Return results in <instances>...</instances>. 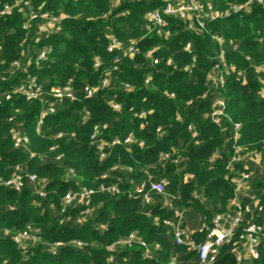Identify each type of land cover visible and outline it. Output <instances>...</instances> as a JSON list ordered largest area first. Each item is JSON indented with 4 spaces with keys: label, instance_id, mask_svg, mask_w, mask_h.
I'll use <instances>...</instances> for the list:
<instances>
[{
    "label": "trees",
    "instance_id": "obj_1",
    "mask_svg": "<svg viewBox=\"0 0 264 264\" xmlns=\"http://www.w3.org/2000/svg\"><path fill=\"white\" fill-rule=\"evenodd\" d=\"M200 1L223 10L245 0ZM5 4L11 9L0 16V179H9L17 166L22 175L44 178L46 195L39 197L26 179L19 191L0 185V264H167L170 258L176 264H198L194 251L174 244L163 221L174 220L173 209H178L184 210L183 224L190 229L207 224L226 209L233 180L241 172L251 173L246 194L262 207L247 219L264 222V97L258 93L264 89V8L254 5L249 13L208 23L202 32L188 31L181 20L165 17L169 35L164 36L149 30L144 20L147 11L161 8L160 0H122L116 6L108 0H0V9ZM31 13L38 18L28 20ZM43 13L67 17L56 32L40 33ZM110 37L123 44L133 40L138 49L132 57H121L116 70L113 59L120 54L106 50ZM220 49L226 66L234 69L223 76V83L215 80L214 70ZM43 50L45 57L37 60ZM150 50L151 58L145 57ZM96 56L101 62L97 69ZM259 66L262 71L257 72ZM30 77L44 92L71 80L76 100L56 102L54 113L44 115L38 125L41 102L13 93ZM104 78L105 87L84 97L85 86H97ZM215 98L225 104L218 124L207 116ZM234 124L239 125L237 140ZM95 125L106 126V141H121L107 149L104 159L90 143ZM12 128L27 138L18 148L10 138ZM128 136L133 142L123 143ZM235 146L242 153L259 152V161L245 159L227 169ZM160 153L178 162L161 161ZM148 175L167 180L173 209L163 206L164 197L158 194H151L148 204L128 197ZM101 184L115 185L118 193L93 194L85 216L83 206L61 212L66 193ZM28 226L39 231V238L24 243L23 249L16 247L12 237ZM130 233L146 243L151 258H143L138 245L123 246L108 262L106 247ZM193 237L204 240L202 234ZM234 247L232 242L219 248L214 264H236ZM249 264H264V243Z\"/></svg>",
    "mask_w": 264,
    "mask_h": 264
},
{
    "label": "built area",
    "instance_id": "obj_2",
    "mask_svg": "<svg viewBox=\"0 0 264 264\" xmlns=\"http://www.w3.org/2000/svg\"><path fill=\"white\" fill-rule=\"evenodd\" d=\"M111 6L118 5L122 0H108ZM143 1V0H135ZM161 8H156L147 11L144 14V20L146 26L149 30L154 29L156 34L168 36L169 31L166 29L168 26L165 17H174L181 20L184 23L185 29L192 32H202L206 30V25L208 23L214 22L218 19L224 17H230L236 14L249 13L251 7L254 5L261 6L264 8V0H245L239 4H228V6L223 9H217L213 4L209 2H203L200 0H160ZM11 7L7 4L3 5L0 9V16L9 13ZM67 16H49L46 13L40 15V23L38 24V31L40 33H51L56 32L59 29L60 22L63 18ZM38 15L36 13H31L28 20H36ZM23 28H27V23H24ZM213 39L221 45L223 40L221 37L213 36ZM135 41L129 40L127 44L111 38L106 47L108 52L117 51L120 55H115L113 59L112 70L117 69V63L121 57H132L138 52L135 46ZM185 50H190V45H185ZM152 51H147L145 57L151 58ZM45 57V51H40L37 56V60H41ZM218 62L214 65V70L216 74L215 80L219 83H223V76L228 75L233 72L232 67L226 66L224 59L223 49L219 50ZM195 59H191V64L186 68L190 71L193 66ZM156 63V60H154ZM170 63V60L167 61ZM100 58L98 56L94 57L93 67L97 69L100 66ZM13 66L17 67L18 63L14 62ZM256 71H262V67H256ZM237 75L242 78L244 82V77L241 72H237ZM214 79V76H213ZM149 81L146 78L145 83ZM71 80L63 86L54 87L49 89V91L44 92L42 87L36 82L34 77L28 78L25 82L20 83L15 87L13 93L23 96L27 101L38 100L43 105V109L40 112V117L38 120V125L41 124L43 116L46 114L54 113L56 102L60 103L64 100L73 102L76 100L75 92L73 91ZM108 84V79L104 78L101 80L100 84L97 86H85L83 88L84 97L88 98L95 94L99 88L105 87ZM126 89L130 87L128 85L124 86ZM260 96L264 97V89L258 92ZM3 98L8 100L10 94L6 93ZM1 102V98H0ZM189 104V103H188ZM113 109L118 110V105L111 103ZM225 104L222 99L215 98L211 104V110L208 113V118L212 123L218 124L220 118L224 116ZM88 114V113H87ZM143 116V113L141 114ZM106 129L105 125L98 126L95 125L92 128V134L90 136V143L95 147L99 154L100 159H104L107 156V149L113 145L119 144L121 141L119 138L115 137L111 141H106L103 136V131ZM239 125L234 124V140L239 138ZM189 131H192L191 136H195V132L192 127H188ZM159 132V128L157 129ZM10 138L14 148H18L27 142L26 136H24L19 130L12 128L9 130ZM59 136V135H58ZM133 140L130 136L123 140V143L130 144ZM142 145V143H139ZM52 149V148H51ZM59 159V156L56 157ZM159 159L161 161H171L177 163V160H172L167 153H160ZM250 160L252 162H258L260 159V153L257 151H250L248 153H242V148L239 146L234 147V155L232 156L227 169L232 170V164L239 163L243 160ZM212 161V158L210 159ZM19 167L14 168L12 176L7 180L0 179V185L9 187L15 191H19L23 185V179H26L29 183L33 185L34 192L39 197H45V186L46 180L44 178H38L35 174L19 173ZM70 174L72 171L69 170ZM250 172H241L236 178H234V189L233 195L228 200V204L224 211L215 213L207 224H201L195 230L190 229L187 225L183 224V213L184 210L173 209L172 200L175 199L172 196L166 194L167 180L161 178L159 180H154L151 175L147 176L145 181L138 184L128 197H140L145 204L151 202V194H158L164 197L162 203L163 206L173 209L174 220H164L163 224L167 226L172 234L173 242L177 246H184L189 251H194L197 255L198 264H214L216 257L219 252V248L224 245L235 243L233 250V258L236 264H249L251 261L258 258V249L260 245L264 243V222L257 223L255 221L248 220L247 217L253 214L254 210L261 211V206L253 195L247 196L246 191L248 190V180L250 177ZM105 176H103L104 178ZM118 193V188L115 185H99L97 189H87L81 188L78 191L68 192L62 198V209L64 211L65 207L69 206H83L85 210L83 215L89 213L90 197L95 193ZM246 197L248 202H244L243 198ZM82 218H77L76 222L81 223ZM195 233L204 235V240L202 242H197L193 235ZM39 231L35 228L28 226L25 230L17 233L12 237L13 242L16 247L23 249L24 243L34 242L39 236ZM72 244L81 246L78 241H72ZM57 245V244H56ZM138 245L143 248V258L150 259L151 252L146 245V243L138 237L135 233H130L126 237L116 240L114 243L106 247L109 253L107 257L108 262L114 261L113 253L118 247H132ZM249 262V263H248ZM167 264H176L174 258H170Z\"/></svg>",
    "mask_w": 264,
    "mask_h": 264
}]
</instances>
